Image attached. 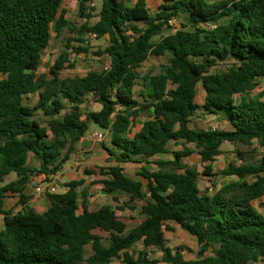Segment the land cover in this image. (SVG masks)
<instances>
[{"label": "trees", "instance_id": "obj_1", "mask_svg": "<svg viewBox=\"0 0 264 264\" xmlns=\"http://www.w3.org/2000/svg\"><path fill=\"white\" fill-rule=\"evenodd\" d=\"M65 1L0 0V264H156L149 257L154 248L168 264H264V215L253 204L264 197V156L248 163L239 153L240 165L213 173L224 143L264 147V92L251 96L264 78V0H163L157 9L147 0H74L85 19L80 26L66 18ZM96 1L101 8L92 24ZM65 30L66 50L51 77L38 75L52 33L61 37ZM92 34L107 39L95 55L107 57L109 69L63 78L71 53H89ZM152 57L167 62L158 74L142 75ZM199 84L206 92L202 105ZM29 95L38 96L35 105L26 103ZM94 102L97 111L88 108ZM198 112L230 128L192 127ZM143 115L147 120L131 137ZM91 124L109 133L112 148L104 147L118 163L99 168L104 193L114 201L117 192L128 195L124 205L132 209L138 200L145 203L144 220L131 230L112 205L92 210L85 193L80 201L83 181L47 194L43 213L28 205L27 187L57 177ZM171 143L183 149L172 151ZM189 145L206 164L202 174L183 164L195 153ZM164 155L173 160H154ZM153 161L157 171L143 166L138 174L148 181L146 194L119 165ZM218 175L229 180L201 189V176ZM14 197L22 207L16 213L5 209ZM169 222L197 239L196 260L167 246L164 232L174 231ZM138 244L143 250H134Z\"/></svg>", "mask_w": 264, "mask_h": 264}, {"label": "rangeland", "instance_id": "obj_2", "mask_svg": "<svg viewBox=\"0 0 264 264\" xmlns=\"http://www.w3.org/2000/svg\"><path fill=\"white\" fill-rule=\"evenodd\" d=\"M206 3H212L210 0H204ZM136 0H132V3L134 4ZM101 8V3L96 1L95 6L93 7V10L91 14L94 16L91 20V23H95L98 21V14ZM158 8V6L156 7ZM152 9V8H151ZM62 11L66 13V18L70 20L71 22L75 23L77 26L82 25L85 23V19L80 18L78 14V3L74 0H66L62 5ZM61 11V12H62ZM69 33L67 30L63 32L61 37H58L56 33H52V38L50 41V44L48 48L44 51L40 66L37 70V74H47L49 77H51L50 74V68L55 64V61L57 60L58 56L66 50L65 45L67 42V38L69 37ZM86 39L88 40V45L90 46L89 53H81L79 55H76L75 53L70 54V62L72 67H68V64H65V69L62 70L61 76L63 78L66 77H82L85 76L88 72L91 70H97L100 69L103 66L104 58H100L97 55H95V52H98L99 50H103L107 45V39H96L93 38L91 35L87 36ZM74 46L78 47L80 46L79 43H72ZM167 62V58H157L152 57L150 58L145 64H143L142 68L139 70L142 75H145L147 73H154L157 74L160 71V67L162 64H165ZM224 65L222 67L213 68L211 72L215 71H222L224 70ZM258 87L255 88V90L252 92L251 96H256L264 92V78L260 79L258 81ZM198 95H197V103L202 105L205 101L206 92L204 90V87L202 84L198 85ZM38 100L37 95H29L27 96L26 103L29 105H35ZM90 110H99L100 106L97 103L89 104ZM36 118H39L43 125H46V119L40 114V112L37 113ZM144 118L140 117V121H142ZM192 127L198 128V129H229V125L227 122L222 121L218 119L216 116L212 115H203L201 112H198L197 116L193 118L192 121ZM93 131H99L102 134H106V131L103 129L97 127L94 124H91L89 127V130L87 132V136L93 133ZM137 131V130H136ZM108 138V135H107ZM107 140V139H105ZM106 142V141H105ZM100 147L102 144H99ZM189 148L193 149L195 153L187 157L183 160V164L188 168H195L198 170L199 173H203L204 168L206 166L205 163H202L201 158L196 151V149L189 145ZM183 146L179 144H171V150L172 151H178L182 150ZM239 153L244 154V158L246 162L248 163H255L259 159H261L264 156V147L260 146L257 141H253L250 145H244L241 143H224L221 148V154L216 157V160L213 164L214 174H219L221 170L226 168L229 164H236L240 165L243 161L239 157ZM159 160H173L172 155H165L158 157ZM157 160V159H155ZM82 161H85V158H83ZM154 162V161H153ZM103 163H106V160L103 161ZM146 167L149 170H158L159 166L154 162L148 165L145 164H126L125 165V173L140 181L142 183L143 192L146 194L148 191V181L139 176V172H141L142 167ZM98 167L96 166L95 169H88L90 172L98 171ZM15 178V175H11L8 180H12ZM65 181H69L67 178L64 179ZM229 179L226 177H223L221 175H218L216 177H205L201 176L200 181V187L203 191L206 189L209 190L210 188H213V182L217 184V187L219 188L221 185H223L225 182H227ZM37 185H34V191L37 188ZM64 191V188L59 189V193H62ZM98 191V190H97ZM96 196H100V194L95 193ZM119 199L118 201H114L113 199L107 200L105 197H98L91 202L90 201V207L92 210L97 209L101 207L104 204L109 203L110 205H113L118 217L124 221L129 230L132 228H135L138 226L143 220L144 216L142 215V207L145 204L143 201H136L133 206L134 209L131 207H126L124 205L125 202H129V197L126 196H117ZM122 200V201H121ZM119 202V203H118ZM254 206L257 207V209L264 215V197L259 198L254 203ZM124 209H120V208ZM104 237H108L106 234L103 235ZM165 237L167 240V246L171 249H177L181 248V253L185 260H196L198 258V250L199 246L197 244V239L187 233L186 231L182 230L178 225H175V231L174 232H165ZM135 251H141L143 250V245L138 244L135 246ZM91 254V248H87L86 257L88 258ZM149 257L151 260H156V264H168L164 262V253L154 248L152 249V252L149 253ZM112 264H123L120 259H115Z\"/></svg>", "mask_w": 264, "mask_h": 264}, {"label": "crops", "instance_id": "obj_3", "mask_svg": "<svg viewBox=\"0 0 264 264\" xmlns=\"http://www.w3.org/2000/svg\"><path fill=\"white\" fill-rule=\"evenodd\" d=\"M210 1L211 2H219V1H223V0H210ZM147 3H148L150 8L157 9L156 7L157 6L159 7L163 3V0H147ZM95 111H97V110H95ZM143 116H144V118L142 121H140V117L136 121L135 127L133 128L132 134L130 135L131 137H133L134 134L141 129L143 123L147 120V116H145V115H143ZM143 116H141V117H143ZM96 132L100 133L99 131H93V133L90 134L89 136L86 135L79 142V144L77 146V150L78 149H84L87 152L85 155V161H82L81 165L77 169H74L72 164H71V159H70L69 161H67L64 164L60 174L57 176V179L61 183L60 184L61 188H64L63 192L66 191V188L64 187L65 184H67L71 181H83L84 184L82 186L78 187L77 191L79 192L80 201L83 200V197H82L83 193L88 195L89 204H90L89 199H91V202H93V200L98 198V197H105L107 200L113 199V196H107L104 193L103 187L99 183V181L101 179H103V176L99 173V168L110 167V166L118 164L115 161V157H112L110 155V153L104 147V146H106L109 149L112 148L109 133L106 132V134H104L105 139H107V140L104 139L102 142H100L93 137V134ZM107 135H108V138H107ZM100 143L102 144L101 147L99 145ZM171 144H174V143H171ZM170 149H171V145H170ZM156 159H157V161H164V160H159L158 157H156ZM105 160H106V163H103V161H105ZM126 164H133V163H120L119 165L124 168ZM96 166H99L98 171H94V172H92V174H89L90 171H88V169H95ZM151 171H157V170H151ZM65 178H67L69 181H65L64 180ZM130 178H132V177H130ZM132 179H134V178H132ZM134 180H136V179H134ZM136 181H138V180H136ZM34 185L39 186L41 184H38V180L34 179L32 181V183L25 190V194L30 196V200H29L28 205H29V207L33 208L37 212L43 213L47 210V208L49 206V200H48L46 195H38L36 193V189L34 191ZM95 193L100 194V196H96ZM118 195L119 196L123 195V196L129 197L128 195L121 193V192H117L114 194V196H118ZM107 204H109V203H107ZM21 208L22 207L19 203V197H14V198H10V199L6 200V206H5L6 210L16 213L19 210H21ZM99 208H97V209H99ZM97 209H94V210H97ZM168 225L175 231V225H177V224H175L173 222H169ZM3 227H4V215L0 214V231L3 229ZM165 232H171V231H165ZM165 232H164V234H165Z\"/></svg>", "mask_w": 264, "mask_h": 264}, {"label": "built area", "instance_id": "obj_4", "mask_svg": "<svg viewBox=\"0 0 264 264\" xmlns=\"http://www.w3.org/2000/svg\"><path fill=\"white\" fill-rule=\"evenodd\" d=\"M91 6H95V3L91 4ZM93 38H96L95 34L91 35ZM110 67V61L107 57H104V63L102 66L103 70H108ZM93 137L102 142L105 139V135L101 133H94ZM86 151L84 149H78L71 158V164L74 169H77L86 155ZM60 181L57 179V177H54L50 179V181H47L45 184L39 185L36 188V193L38 195H47V194H55L59 192V189L61 188Z\"/></svg>", "mask_w": 264, "mask_h": 264}]
</instances>
